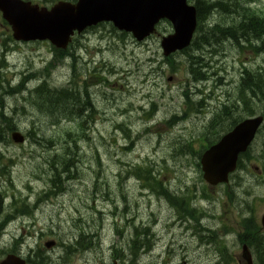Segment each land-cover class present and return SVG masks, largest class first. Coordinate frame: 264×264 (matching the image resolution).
I'll return each mask as SVG.
<instances>
[{"label": "rangeland", "instance_id": "374dc122", "mask_svg": "<svg viewBox=\"0 0 264 264\" xmlns=\"http://www.w3.org/2000/svg\"><path fill=\"white\" fill-rule=\"evenodd\" d=\"M32 1L46 6L42 0ZM256 8L264 10V0H259ZM224 20L226 23L227 19ZM216 22L222 23L223 17ZM207 23H210L208 27L214 25L209 20ZM170 33L171 27L163 23L158 27V33L137 43L130 35L113 32L106 24L95 32L77 37L81 47H78L75 53L78 58L76 75H79L81 83L89 81V73L91 75L94 70H97L100 76L96 73V79L90 82L103 79L106 83L90 89V103L94 99L98 112L90 133L87 132L89 138H83L84 142H80L77 151L72 150L79 154L73 164H69L71 161L56 159L61 150V136L52 144L48 140L57 133L61 135L56 125H51L49 118L56 119L62 112L53 110L49 118L42 117L36 112L38 109L34 101L35 96L32 97L34 100L31 98L26 102L22 98V95L26 94L6 100L9 110L15 104L18 106L26 102L25 114H18L15 123L23 135H27L34 128L33 135L36 139L33 141L30 135L24 144L10 143L0 148L1 153L5 155V163L1 166L12 165L9 180L4 182V179H0V190H4L9 196L8 200L5 199L4 206L8 209L13 196H26L25 199L29 196L27 203L31 205L32 213L38 209L32 216L10 223L7 236L3 237L0 243L5 245L4 249L11 248L14 239L22 238L23 247L27 250L30 247L37 254L35 250L40 247L45 255L51 257L49 264H62L65 259L63 245L71 244L77 247L74 239H78L81 234L89 238L96 233L98 238L91 237L87 244L85 238L82 241L78 239L82 247L86 244L91 246V249L86 253L74 254L66 264H103L104 261L110 264L113 254L111 249L118 245L120 239L115 228H122L128 223L126 219L134 222L136 226L153 224L154 228L151 246L153 253L137 258L138 261H133L132 257L127 261L128 264H215L216 260L210 257V252L199 250L197 237L194 235L199 231L200 235L208 238L209 234L204 230H212L218 236L239 231V208L233 206L231 200L225 196V187L210 190L193 164L176 167L171 184L174 190L193 187L194 192L200 196L206 192L203 189L205 186L206 193L214 197L210 201L199 202V206L207 215L201 224L195 225L186 221L175 222V217L166 204L155 197L141 195L143 191L135 181L128 180L122 185L120 177L124 178L130 167L171 159L174 141L188 139L190 135L195 134L200 136V126L208 123V120L205 121L204 112L212 116L222 107V103H227L228 98L224 91L234 87L233 83H236L242 74L240 64L247 62L248 69L256 70L264 66V56L253 58L251 52L242 55L234 46L222 44V41L210 46L208 50L205 49V55L196 51L193 56L211 65V77L199 84L201 96L195 94L194 97L184 66L185 56H175L176 72L171 71V65L166 63L162 56L160 38ZM0 36L1 40L8 37L3 35L2 31ZM13 47L12 44L8 54L3 50L0 52V58L5 55L8 66L6 74L10 81L13 80V86L23 76L28 75L29 70L40 72L52 60L50 46L45 43L20 44L14 51ZM79 51L81 59L77 56ZM70 77V62H66L54 69L50 76V85L65 87L69 84ZM37 85L38 83L32 82L26 88L30 90ZM186 91H189L193 99L196 98L195 101L199 103L197 108L202 113L188 112L186 116H182V112L187 108L183 98ZM198 96L200 99L206 97L204 104ZM152 108L154 112L148 120L146 114L152 111ZM257 108L263 113L264 107L261 103ZM175 114L184 118L170 123ZM231 120H220L219 124H227ZM118 126L131 129L128 133L133 137L126 139ZM63 127L61 125V128ZM67 129L74 131L70 126H67ZM129 141L135 144L132 152L126 150L130 147ZM194 147L195 150L199 149L197 144ZM252 152L258 156L260 163L264 161V127ZM97 155L100 166L96 163ZM9 161L13 163L10 164ZM65 162L66 167L71 169L70 180L63 175L61 185L56 189L52 168H56L57 173H60ZM255 174L258 179L253 176H241L243 191L235 194V199L239 202H255L253 214L259 219L264 212V173L261 171ZM95 182L98 183L96 186ZM25 208L28 209V206ZM208 214L214 219L211 220ZM129 235L130 232L128 237ZM51 240L56 245L46 250L44 243ZM226 243L231 256L237 262L240 254L237 237L234 234L227 235ZM23 247L22 251L26 252Z\"/></svg>", "mask_w": 264, "mask_h": 264}, {"label": "trees", "instance_id": "16d2710c", "mask_svg": "<svg viewBox=\"0 0 264 264\" xmlns=\"http://www.w3.org/2000/svg\"><path fill=\"white\" fill-rule=\"evenodd\" d=\"M57 1L60 0H44V2L48 4H53ZM67 1L75 2V0ZM258 3L259 0H194L198 26L194 40L190 48L185 52V65L192 87H198L206 78L209 79L211 77L209 73V69H211L210 64L204 63L206 62L205 60L201 61L200 58L193 56L196 51H201L202 54L205 55V49L208 50L210 46L217 45L222 41V44L232 45L239 51L251 50L255 55L264 54V10L256 8ZM221 17H223V22H217V24H215L216 20L218 21ZM224 19H227L226 23H224ZM207 20L215 25L210 27L206 26L205 23ZM53 53L55 63L50 64L53 65L51 68L62 63L64 58L69 56L68 52L60 50L53 49ZM70 58L73 60V64L71 79L67 87H51L47 81H43L41 85L37 86L34 90L27 91L23 100L28 102L35 96V100L33 98L32 100L36 102L38 109L36 112L42 117L49 118L48 116L53 110L62 112L59 113L60 116L56 119L49 118L51 125H56L57 131H61V135L57 133L49 137L48 140L52 144L54 140H59L61 136V150L56 159L71 161L69 164H73L79 156L77 153L72 152V150L74 149L77 151L79 139L86 137L85 133L89 127L88 123L90 119L94 117L92 116L94 111L90 103V98L88 97V85L86 82L80 84L76 76L75 58H73V56ZM5 67L3 62H1L0 147L10 144L9 135L13 128L16 127L13 116H9L7 112L8 108L7 105H5V98L24 92L25 84L30 79V77L24 78L17 86L11 88L9 86V80L1 73V70ZM242 70L243 72L240 74L239 80L233 83L234 87L224 91L225 95L228 92L234 94V98L228 100L230 105L222 106L213 113V116L210 115L208 123L206 125H201V129L198 130V133L202 132L200 136L195 134L190 135L188 139L174 141L173 153L169 160L164 159L159 163L151 160L152 162L148 165H136L130 167L127 172V176L133 177L139 183V187L144 189L142 193L149 197H155L157 200L166 204L171 214H173L178 222L186 221L189 223L192 222L195 225L201 224L202 219L207 213L198 205V199L210 201L214 199V197L212 198L206 193L207 189L203 185V189L206 192H203L200 196L194 192L193 187H182L179 190H174L171 184L173 182L174 170L176 167L183 166L184 164H193V166L199 170V157L205 148L215 143L223 132L236 125L242 119L255 116L259 110L257 108L259 103L264 107V66L258 67L256 70H250L244 67ZM102 82L104 81L101 80V83ZM196 94L199 95V93ZM5 95L6 97H4ZM183 98L185 106L187 107L182 112L184 116H186L188 112L192 114V111H198L197 104L193 102L189 91L183 93ZM26 102L22 104L20 110H24L23 108L26 106ZM58 106L60 109H56ZM16 111L17 105H14L11 114H18V111ZM85 114H88V119L85 118ZM262 114H264V111ZM182 118L184 117H178L177 114H175L171 117V123H176L175 121H179V119ZM227 119L232 120L227 124H219L220 120L226 122ZM62 121L71 122L70 124L71 127L74 128V131L68 130L66 126L61 128ZM33 130L34 128L27 134V137L30 138L31 135L32 140L35 141L36 137L33 135ZM122 132L130 139V135L126 130ZM41 140L44 141L42 138ZM196 144L199 145L198 150H195L194 146ZM133 145L134 143L131 141L130 147ZM127 150L132 151L133 149L128 148ZM256 159L257 158L254 157L252 153L248 152L240 158L238 168L240 170L245 169L246 172H249V168L245 166L247 165L246 163L255 161ZM3 160L4 154L0 152V163H2ZM99 162V157L96 156V163L100 166ZM66 165V162L62 164V171L60 173H57L56 168H52L53 179L57 184L55 186L56 189L61 185L60 180L63 175H66V179L70 180L69 175L71 169H68ZM4 174V177H6L9 174L8 170H5ZM240 178L241 176H239V173L235 175L233 177L234 183L227 185L224 190L225 196H227L231 202L234 201L233 204L236 206L239 205V231H231V233L226 232L223 236H218L217 233H214L212 230H204L205 233L209 234L208 238L200 235L199 231L194 235L197 237V246L200 247L199 250L202 249L210 252V257L216 260L215 264H231L235 262L228 249L226 239L224 238V236L229 234H234L237 237V245L241 246L246 244L248 246L252 253L254 264H264V231L258 226L256 217L252 213L253 203L243 202V205L246 206L243 214V208L240 207V203L235 199V194L239 191L242 193L243 191ZM124 179L125 178L120 177L121 182H123ZM97 184L98 183L95 182V186ZM24 206L27 205L23 204L19 206L17 210L16 202H14V208L18 213L22 216L31 215L32 212L29 207L28 209L24 208L22 210ZM208 216L213 220L209 214ZM130 224L131 226L127 229L125 235H120L118 229H116L115 232L119 237L121 236L118 245L121 246L122 251L127 248V251H129L134 261L136 258L139 259L145 253L150 252L152 239L154 238V228L150 224H143L141 226H136L134 222ZM126 226L127 224L125 223L124 227ZM124 230L125 228L121 229L122 232H124ZM128 232H130L129 237ZM96 236L97 235H94L95 238ZM81 238L84 237L82 236ZM86 246L87 245H84L81 250H86ZM122 251L117 250V256L121 255L120 252ZM213 251L215 253H212ZM64 252L66 257L72 255L70 248L66 249ZM205 254L208 255V253ZM70 258L71 256L68 257L67 260ZM117 262L119 264H128L123 258H121L120 261L117 259ZM34 264L48 263L41 258L40 261H36ZM129 264L136 263L130 262ZM234 264H240V259L238 258V261Z\"/></svg>", "mask_w": 264, "mask_h": 264}, {"label": "water", "instance_id": "95a60500", "mask_svg": "<svg viewBox=\"0 0 264 264\" xmlns=\"http://www.w3.org/2000/svg\"><path fill=\"white\" fill-rule=\"evenodd\" d=\"M0 12L15 40H49L57 48H66L75 31L79 34L103 22L112 23L117 30L131 33L140 41L165 19L174 30L161 41L164 56H169L190 45L196 28V11L187 0H77L74 4L59 2L50 10L20 0H0ZM262 121V117L242 121L201 155L202 178L207 184L214 187L228 181L239 155L247 151ZM11 139L17 144L24 142L18 132L12 133ZM261 225L264 227V213ZM241 257L245 264H253L245 246ZM1 264L25 263L8 256Z\"/></svg>", "mask_w": 264, "mask_h": 264}, {"label": "bare ground", "instance_id": "6f19581e", "mask_svg": "<svg viewBox=\"0 0 264 264\" xmlns=\"http://www.w3.org/2000/svg\"><path fill=\"white\" fill-rule=\"evenodd\" d=\"M201 59V58H200ZM201 61H202V59H201ZM204 81H206V79L204 80ZM203 81V82H204ZM227 95V103L226 104H223L222 103V106H228V104L230 105V103H228V100L229 99H232V98H234L233 97V94L232 93H227L226 94ZM88 97H89V95H88ZM90 98V97H89ZM231 102H233V101H231ZM82 109V108H81ZM213 116V115H212ZM255 116H260V117H262V119H263V122H262V125H261V128H260V132H261V130H262V128L264 127V114H262L261 112H259L258 111V113H256L255 114ZM18 130H17V128H13V130L11 131V132H17ZM141 188V187H140ZM142 189V191H144V189L143 188H141ZM26 206H24V208H25ZM37 207V205L35 204V208ZM23 208V209H24ZM31 212H32V210H31ZM19 215H21L20 213H18V212H16L15 214H14V216H15V218L17 217V216H19ZM8 215H6V217H7ZM9 226H10V224L8 223V220H6V222H5V224H4V226H1L0 225V238H2V237H6L7 236V233H8V228H9ZM84 237L85 239H86V244H87V242L89 241V239L91 238V237H93V238H95L94 236H90L89 238H87V237H85L84 236V234H81L80 236H79V241H82L84 238H81V237ZM78 239H77V241H78ZM17 242H20L21 244H24V242L23 241H20V240H17ZM84 244V243H83ZM85 244V245H86ZM23 250H26L27 252H29L31 255H36L35 254V252L29 247V249L27 250L26 248H24L23 247ZM120 254L121 255H118L117 256V254L115 253V255H112L111 256V260H110V264H112L113 263V261H117V259L120 261V259L121 258H123L126 262L129 260V259H131L132 257L130 256V254H129V251H127V250H124V251H122V252H120ZM137 259V258H136Z\"/></svg>", "mask_w": 264, "mask_h": 264}, {"label": "flooded vegetation", "instance_id": "af4514ba", "mask_svg": "<svg viewBox=\"0 0 264 264\" xmlns=\"http://www.w3.org/2000/svg\"><path fill=\"white\" fill-rule=\"evenodd\" d=\"M234 85V84H233ZM233 87V86H232ZM231 87V88H232ZM230 88V89H231ZM4 199L0 196V225L1 226H4V224H5V222H6V220H8V216L6 217L5 215H4V213H5V210H4ZM17 211H12L11 213H10V215H9V218L10 219H13V218H15V216H14V214L16 213ZM20 241H23V239L22 238H20L19 239ZM21 245H23V244H21V243H18L17 244V246L15 247V248H13V250L12 251H10V252H12V253H14V255H16V256H19V257H21V258H23L24 260H25V263L26 264H29V262L32 264L33 262H32V256H35V255H31L29 252H23L22 251V249H21ZM5 249L3 248V249H1L0 250V263H1V261L4 259V257L7 255V254H5ZM11 253V254H12ZM113 264H116V261H113Z\"/></svg>", "mask_w": 264, "mask_h": 264}]
</instances>
